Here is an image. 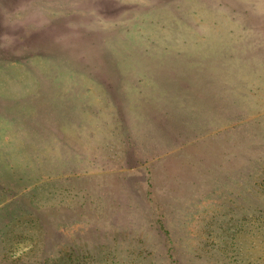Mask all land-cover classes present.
<instances>
[{"label": "rangeland", "instance_id": "374dc122", "mask_svg": "<svg viewBox=\"0 0 264 264\" xmlns=\"http://www.w3.org/2000/svg\"><path fill=\"white\" fill-rule=\"evenodd\" d=\"M0 264H264V0H0Z\"/></svg>", "mask_w": 264, "mask_h": 264}, {"label": "trees", "instance_id": "16d2710c", "mask_svg": "<svg viewBox=\"0 0 264 264\" xmlns=\"http://www.w3.org/2000/svg\"><path fill=\"white\" fill-rule=\"evenodd\" d=\"M161 226H163V224H161Z\"/></svg>", "mask_w": 264, "mask_h": 264}]
</instances>
